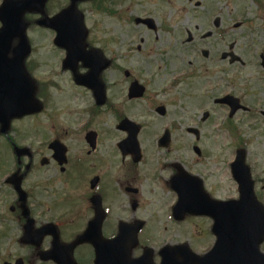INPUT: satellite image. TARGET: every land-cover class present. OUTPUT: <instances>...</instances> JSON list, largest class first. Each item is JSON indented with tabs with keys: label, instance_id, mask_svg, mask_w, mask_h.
Returning a JSON list of instances; mask_svg holds the SVG:
<instances>
[{
	"label": "flooded vegetation",
	"instance_id": "1",
	"mask_svg": "<svg viewBox=\"0 0 264 264\" xmlns=\"http://www.w3.org/2000/svg\"><path fill=\"white\" fill-rule=\"evenodd\" d=\"M4 1L0 0V4ZM104 2L109 6L117 5L118 10H109L106 19L112 21L106 22L102 39H92L94 32L90 31L84 40L89 50L100 47L107 61V66L99 74L102 80L100 91L95 92L76 83L75 75L87 74L89 69L81 62L74 67H66V51L53 41L55 31L51 44L53 51L60 54L58 63L49 70L47 78L41 76L42 73L47 74V71L41 73L44 63L36 56L42 47L28 38L31 50L23 64L28 76L32 75L37 80L34 86L36 95L45 103V111L17 121L41 115L46 120L51 114L48 111L51 98H46L43 93L45 83L48 85L53 76L54 95L62 93L60 96L68 97L61 80L64 73H68L74 83V94L70 95V99L75 100L76 107L74 116L69 120V124L74 126L71 129L70 126L58 128L54 123L51 128L52 137L67 147L66 164L55 159L37 163L53 155L49 146L51 141L38 139L36 143L31 142L35 135L45 134L44 122H39L36 128L27 125L26 142L21 140L22 145L30 148L32 163H13L14 144L18 141V136L14 134L15 121H10L8 134L1 132L0 124V158L6 162L0 163V264H58L56 258L59 257L69 264V256H58L57 251L51 258H45L42 253L51 250L57 241L60 245V242L78 240L90 224L93 228L90 238L108 242L117 234L120 222L137 219L136 211L142 205V172L145 176L157 178L153 182L159 187L153 192L152 201L156 206L154 213H157L164 209V204L169 206L164 201L168 199L166 194H172L169 203L176 199L175 193L165 183L179 166L189 173L198 174L207 193L216 197L215 193H220L221 189L217 183L219 171L215 172L212 168H220L223 146L229 144L225 149L231 148L232 156L243 149L246 161L253 163L249 151L254 146L252 133H264V27L257 32L252 28L249 31L251 18L248 21L243 18L240 25L223 27L221 18H218L217 25L216 19L207 20L206 25L203 22L190 26V21H186L185 25H174L171 16H142L143 19H154V24H148L133 9L142 5L141 0ZM70 3L71 0H47L45 13L54 16ZM30 16L32 21L40 17L39 14ZM231 30H239L241 37L232 40L239 33L230 34ZM0 44L9 45V58H13L15 49L21 46L18 38ZM110 45L115 47L110 48ZM162 69L170 71L160 74ZM19 76L14 70H9L0 74V82L6 78L10 83H18L21 81ZM159 76L161 79H158ZM90 113H94L92 118ZM99 116L101 118L95 123ZM151 117L164 119L167 123L155 132L154 137L160 132L163 135L167 129L170 132L168 147L159 145L161 136L154 140V144L167 151L174 145L185 149L187 157L182 155V163H160L151 171L143 169L141 172V167L151 163H133L118 149L105 150L104 139L112 133L127 135L122 127L126 118L142 124V137L156 127L150 120L140 122L139 119ZM84 119H88L87 124L78 129ZM106 119L112 124L103 123ZM190 120H198L196 138L190 133ZM192 136L193 151L198 143L197 154L206 159L200 162L199 157L196 158L194 166L206 164L210 168L196 169L190 163ZM211 138L216 143L213 148L204 143ZM221 138L225 140L223 146ZM38 144L39 147L33 149ZM111 150L114 157H119L120 163H111ZM127 160L129 163H126ZM209 160L214 163H208ZM229 168L224 174L230 178L231 166ZM14 178L23 192L15 186ZM104 183H107L106 191ZM110 183L116 189L113 195L108 192ZM159 189L165 190L162 196L158 193ZM184 221H174V225ZM160 224L163 226V223ZM73 256L76 264H95V246L88 241L82 242L75 248ZM152 260L156 263L155 252Z\"/></svg>",
	"mask_w": 264,
	"mask_h": 264
},
{
	"label": "rangeland",
	"instance_id": "2",
	"mask_svg": "<svg viewBox=\"0 0 264 264\" xmlns=\"http://www.w3.org/2000/svg\"><path fill=\"white\" fill-rule=\"evenodd\" d=\"M118 0H115L117 2ZM142 5H140L138 8H133L135 13L144 14L151 12L153 15H162V16H171V22L175 25H185L186 21H190V26L194 23H200V25L208 20L209 16L214 15H223L222 16V26L227 27L231 25V18L235 16L242 15L240 12L242 9L245 10L244 13H249L250 9L249 7H255L252 5V2L250 0H201L202 6L196 7L194 2H190V0H141ZM112 6L115 9L117 8V5L113 4ZM238 5V7H237ZM87 7L88 12L86 14V24L89 26L92 31L94 32L92 34V39H102L104 34V29L106 22L112 21V19H106L107 14L104 13L102 10H98L96 7H91L88 3L81 4V7ZM101 6V5H100ZM99 6V7H100ZM111 8V9H113ZM262 10L259 12V16H256L258 18V22L260 25L264 27V22L262 19H259V17H264V7L261 8ZM219 10H222V13H219ZM114 20V19H113ZM105 21V23H104ZM233 32L230 31V34ZM239 34H241L238 31ZM52 31L44 30L38 26H34L29 29L28 35L31 38V41L33 44L41 45L42 49L39 53H36V56H38L44 63V66L42 67V71H47V74L42 73L41 76H44L47 78L49 76V70L53 67L57 66L58 63V57L60 54H56V52L53 51V46L51 44L52 39ZM241 36H236L234 39L240 38ZM230 40V41H232ZM39 43V44H38ZM51 44V46H50ZM114 45H110V48H114ZM37 49V48H36ZM187 62V61H186ZM170 71V70H168ZM167 70L160 71V74L168 72ZM40 73V72H38ZM158 79H161L159 76ZM63 85L66 88L65 95L69 97L60 96L62 93H55V90L53 88H50L51 94H52V102H50L49 110L51 111L50 115L45 117L41 115L40 117H30L26 120L15 122L13 124L15 131L14 134L18 136V141L26 142V137L28 135L26 127L29 125L30 127L36 128V126L39 124V122L45 123V134L35 135L34 139L31 140V142L36 143L38 139H48L50 135H52L51 128L52 125L55 123L58 125V128H67L70 129L74 125L69 124V120L74 116V109L76 107L75 100L72 98L70 99V95H73V89L74 86L73 83L68 79L67 76H64L61 78ZM57 97V98H56ZM70 100V102H69ZM101 116L97 117L96 120L100 119ZM107 120V121H106ZM103 123H109L110 125L112 122L109 119H106ZM143 120L147 121L150 120L155 125L154 131L150 130L148 133L145 132V134L141 137V143L145 146V148H148V154H149V162L151 163L150 166L141 167L140 171L142 172L143 169H151L154 166L157 165V163H165L166 158L171 159L175 157H181L179 156L177 152L181 153L185 158L187 157V154L185 153V149L181 148L180 146H176V148H172L170 151L165 152L166 150L157 149L155 148L154 144V136L155 132L159 131L162 127V125H166L167 123L164 122V119L156 120L151 118H140L139 121L142 122ZM191 121V120H190ZM35 125V126H31ZM209 125V122H208ZM105 126V125H104ZM95 128V127H93ZM156 130V131H155ZM83 135V134H80ZM80 135H78V138H80ZM119 135H121L120 132H116L115 135L112 133V135L109 138L104 139L103 147L105 146V150L114 149V145L116 144V141L119 139ZM253 139H254V146L251 147L250 155L254 157V160L258 164L257 173H261V171H264V133L263 134H257L256 132L252 133ZM83 138V137H81ZM225 142L224 138H221V145L223 146V143ZM191 143H194L193 136L191 137ZM207 145H210L213 148L216 145L214 143L213 138L210 139V141L204 142ZM175 150V151H174ZM190 154H192V149L190 148ZM1 151V147H0ZM1 153V152H0ZM114 151H110L109 160L111 163H120L119 157H114L113 155ZM214 153V151H213ZM227 155V151L222 152V157ZM169 156V157H167ZM230 157V155H228ZM227 156V157H228ZM3 161L0 158V163H3ZM16 162V160H15ZM6 163V162H5ZM8 163V162H7ZM11 163V161L9 162ZM126 163H129L128 160ZM208 163H214L209 160ZM200 169L210 168V165L206 164H200L198 166ZM215 172L219 173V177L216 179L217 183L220 185V193H215L216 197H219L221 195H228L233 192L234 184L230 182L229 177H227L224 173H226V167L224 165H220V168H215ZM151 171V170H150ZM167 173V172H166ZM156 176V175H155ZM163 176V174H162ZM141 200L142 205L137 209L135 217L138 219H149L153 220L152 225L154 224H160L163 223V227H165L168 230H160V225L157 226L152 230V227H150L149 235L152 236V241L155 245L156 249L161 248L162 245L165 243H176L178 241H182L184 243H189V245L197 250L198 252H203L206 250L213 242L214 236L212 235L210 229V219L206 217H194L190 218L184 223H182V226L180 228H172L174 225L173 221H166L165 215L168 211H172L173 204H169V208L167 209V205L164 204L163 210H158L157 213H154L155 210V203H152L153 201V192L159 187L153 180L157 181V178H150L149 176H145L142 172L141 176ZM152 177V176H151ZM168 177V175H167ZM264 178V174L261 176ZM150 178V179H145ZM263 178L256 183V191L261 193L263 195V201H264V180ZM104 190L107 189V183L103 184ZM108 192L110 195L115 194L116 189L114 188L113 184L110 183L108 187ZM165 192L159 191L158 193L160 196H162V193ZM165 196V194H164ZM166 196H169V198L172 196L170 193L169 195L166 194ZM166 211V212H165ZM115 212V211H114ZM165 213V214H164ZM124 213L123 215H125ZM128 215V214H127ZM151 223H149L150 225ZM148 225V226H149ZM151 225V226H152ZM169 228H172L169 230ZM212 242H208V241ZM165 242V243H164ZM208 242V243H207ZM207 243V244H206ZM175 245V244H172ZM262 249L264 251V243L262 244Z\"/></svg>",
	"mask_w": 264,
	"mask_h": 264
},
{
	"label": "water",
	"instance_id": "3",
	"mask_svg": "<svg viewBox=\"0 0 264 264\" xmlns=\"http://www.w3.org/2000/svg\"><path fill=\"white\" fill-rule=\"evenodd\" d=\"M44 1L45 0H16L10 6H7L6 4L0 12V17L2 18L4 25L0 32L2 40L10 42L13 37L19 36L24 44L25 50L27 51L24 36L26 22L23 21L22 12L28 9L31 10L32 8L41 10ZM72 8L73 6L71 9ZM68 11L63 13L58 20L56 19L51 22L44 20L43 23L46 22L48 25L54 26L60 32L58 38L59 44L64 45L69 49V59H75L80 57L81 54H84L82 39L85 30L78 14L77 22H69L67 24L62 22V19L68 16ZM8 49L9 46H6L0 50V62L3 61ZM21 58L22 57L18 58L19 64ZM31 94L30 91V95ZM38 109L39 107L36 104L25 102L17 104V102H13L12 113H29L35 112ZM6 126L7 123H5V127ZM22 152V150H18V155L21 156ZM243 181L244 185L241 183V199L237 201H223L219 202L221 204L213 206L223 207L225 214L222 212L215 215L220 223L224 222L228 225L230 217L234 219H232L231 221L233 222L228 225L229 229L233 231L232 237L229 235L228 239H225L224 241L223 236H219V243L224 250L226 264H264V254L259 250V244L264 239V208L257 202L253 191L250 190V188H247L246 184L248 182L246 180ZM229 229L226 230L227 233L229 232ZM200 261V258L197 257L194 263L199 264Z\"/></svg>",
	"mask_w": 264,
	"mask_h": 264
}]
</instances>
